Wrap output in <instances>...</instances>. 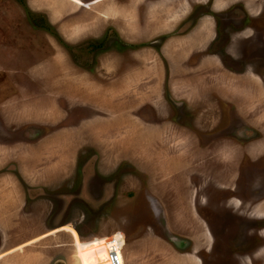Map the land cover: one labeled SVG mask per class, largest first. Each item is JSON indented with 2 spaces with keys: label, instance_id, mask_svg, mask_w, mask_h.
I'll use <instances>...</instances> for the list:
<instances>
[{
  "label": "rangeland",
  "instance_id": "rangeland-1",
  "mask_svg": "<svg viewBox=\"0 0 264 264\" xmlns=\"http://www.w3.org/2000/svg\"><path fill=\"white\" fill-rule=\"evenodd\" d=\"M88 1L0 0V146H34L27 171L18 162L30 185L0 177L7 185L0 187V220L14 222L0 258L108 264L106 235L116 234L124 236L128 264H209V202L218 197L209 186L231 184L243 166L264 168V88L229 74L219 84L230 90L222 102L209 87L207 49L188 47L178 57L167 48L171 64L161 54L166 40L200 45L192 40L202 26L188 29L207 15V0ZM260 3L209 0L218 35L209 53L232 71L264 68L256 26L264 14L249 18ZM140 5L147 9V39L160 34L163 43L129 66L125 46L110 50L115 36L108 26L125 25L122 34L130 37L138 19L131 7ZM118 10L125 22L117 21ZM202 55L187 77L175 71ZM170 72L183 87L196 78L181 100L169 96L163 81ZM8 163L3 169L15 170ZM68 224L73 231L61 230ZM23 256L32 260L20 262Z\"/></svg>",
  "mask_w": 264,
  "mask_h": 264
},
{
  "label": "flooded vegetation",
  "instance_id": "flooded-vegetation-1",
  "mask_svg": "<svg viewBox=\"0 0 264 264\" xmlns=\"http://www.w3.org/2000/svg\"><path fill=\"white\" fill-rule=\"evenodd\" d=\"M91 1L93 0H90L88 2ZM156 1L158 2L160 0H155L154 2ZM207 1V11L203 13L207 14L208 16L211 15L213 17L212 13L217 12H213V10L209 8V0ZM146 2H149V0H146ZM126 3L127 2L125 0L123 4ZM202 3L203 2L197 3L194 6L191 5L187 11V14L185 15V18H183L178 23V25L183 24L182 22L184 20L190 18L191 15H194L195 11L201 10L203 7ZM134 6L135 5L133 4V7ZM258 6L259 7L256 13L252 16H249V18H255V20L262 18L264 14V0H262V3L258 4ZM133 7H131L132 11L130 15L138 17V19L136 18L135 22H132V25L130 26V37H126L124 36V34H122L123 31L121 30V28H125V25L110 24L108 26L110 27L111 31L114 32L115 36V41L113 43V46L110 47V50H113L114 54H117V52H119V48L121 49V46H125L127 48V52H129V54H127L129 58V66L139 64V62H135L133 60V58L135 60L138 59L137 55L139 53H142L146 49H150L149 47L151 45H153V47L158 50L160 48V45L163 43V41L161 43H159L158 41V39L161 37L160 34L153 36L150 40L147 39V34L149 32L148 28L150 26L147 27L144 19V15L147 12L146 7H144V5L138 6L137 9H134ZM129 8L130 7L124 10H126V12L128 13ZM117 12L118 13H116V16H120L123 13L119 10ZM249 13L250 12H248V14ZM197 17L198 16L196 14L195 17L192 18L194 19V22L191 24V27L195 24ZM116 19L117 21L120 20L121 22L126 21V19H124L122 16ZM262 19L263 22L260 25L256 26L260 27V39L263 40L264 17ZM242 27L245 26L243 25ZM213 32L215 33V35L213 33L212 40L210 43H208V46L206 48L208 52L204 54L218 57L225 69H227L231 73H235L236 71L230 70V67H227V65L223 62L219 55H217L216 53H209L210 46H213L215 44V39L218 36L215 21L213 24ZM245 37H247V35ZM105 48L106 47H102V49ZM97 49L101 48L98 47ZM106 51L107 50L101 52V54L107 53ZM130 51H132L131 53H133V55L130 53ZM197 59L198 57H196L192 63H194ZM246 72H250L256 76L261 77V86L264 88V68L257 72L251 67V65H248L242 68V71H237L235 74L243 75ZM144 91H146V89H144L142 92ZM112 102L113 100L111 101V103ZM101 105L103 108H107L110 103L101 101V104L99 106ZM235 172L237 175L235 176L234 180L232 179L231 184H213L209 186L212 191L218 193V197L216 198V200H214L213 202H209V264H263L264 254H261L264 252V207H261L260 203L262 202V200H264V168H245L243 166L242 168L237 169ZM61 230L67 232V230L73 231L74 228L70 224H68L62 227ZM46 234L48 233H45V235ZM115 236V238L119 239L120 243L121 241L124 242L123 235L115 234ZM97 239H99V237H97ZM29 243L30 241L26 244ZM6 244L7 241L6 239H4L3 245L5 246ZM187 255L190 256L191 254Z\"/></svg>",
  "mask_w": 264,
  "mask_h": 264
},
{
  "label": "crops",
  "instance_id": "crops-1",
  "mask_svg": "<svg viewBox=\"0 0 264 264\" xmlns=\"http://www.w3.org/2000/svg\"><path fill=\"white\" fill-rule=\"evenodd\" d=\"M218 1H221V0H217V2ZM203 17L201 18L202 20L200 19L202 22L199 20V23H201V24L196 23L191 29H188L189 32H192L193 30H198V29L200 31V27L202 26V29L200 31L199 36L192 40V42L200 41V45H195V46L181 45V44L174 43L173 40H166V43L162 44V46H161L162 48H160L161 51H162L161 54L165 57V59H167L169 61V58L167 57V51H166L167 48H169L170 50L171 49L174 50V51H172L173 54H175L178 57L181 54V51L184 50V49H188V47H201L199 50H197V52H202V50L207 48L208 43L211 42L212 37H213V24H212V20H210L208 15L203 16ZM164 45H165V47L163 48ZM143 52H145L147 54L150 53L149 49L148 50L146 49ZM197 52H194L192 54V56L194 54H196ZM203 55H207V54H203ZM203 55H202V57L199 56L198 58L202 59L204 57ZM209 57L210 56H205V58H209ZM198 60L199 59H197L194 63H189L191 65H186V66L179 67V68L176 65V66H174L175 69H176L175 71L180 73V76L183 75V77L185 78V77H187V75H189V72L187 70H191V72H192L197 67H200L199 63H198ZM169 63H170V61H169ZM208 66L209 67L211 66V70H212V72H214V73H211L209 75V77L210 76L214 77V78L212 77V79L209 80V84H210L209 87L213 91V94L215 96L220 97L222 99V100L220 99L222 102H223V100L227 99L230 96V90H229V88H222L223 85H219V84H221L223 79L230 78L229 74L230 75H234V76H243L244 77V79H242L243 85H247V84L249 85V82H256V84L258 86L262 85L261 77L256 76L253 73L246 72V73H244L242 75V74H235V73L229 72L227 69H225L222 66L219 58L216 57V56H211V59L209 60ZM170 69H171V67L169 68V70ZM191 72H190V74H191ZM171 75L172 74L170 72V76L169 77L167 76V78L165 76L163 81H165L167 79V82H168V88L167 89H168V92H169V96L172 99H174V100H177V99L181 100L182 97H183V94L185 93V91L191 90L192 86L197 83L196 78L189 79V81L186 80V81H184V83L187 84L186 87L190 86L189 88H186L185 86L183 87L182 83L180 84L181 81L178 84H176V80H175V77H174V76H176V74L173 75V77ZM252 84L255 85L254 83H252ZM252 84H251V86H252ZM165 85H166V82H165ZM157 86H158L157 88H159L160 84H158ZM237 91H238V89H237ZM217 93H219V95H221V96H219ZM225 103L227 105L230 104V102L228 100H226ZM30 144L31 143H29V144L28 143L21 144L20 142H16L15 144L13 143L12 145L8 144V145L0 146V177H2V176L3 177L4 176L5 177H10L9 178L10 180L16 179V177H20L22 179L23 183L25 182L24 185L25 184H27V185L31 184V183H27V181H25V179H24V177H26V175H29V174H27V173L23 174L18 169V168H21L19 163H18L20 161L21 163H24L26 165V171H27V165H28L27 164V160L30 159V157L32 155V149L34 147V146L30 145ZM28 153H29V155H28ZM7 162H9L7 165H10V164L14 165L15 170L13 168H10V167L7 168V169H3V166ZM5 171H9V173H7ZM0 187L5 189L7 187V185H4V183H3V185L0 184ZM10 223L14 224V222H10V221L9 222H2L0 220V235L3 234L2 237L0 236L1 237V241L6 239V241L9 242V240H10L11 232H8V231H11V229L13 228V227L10 228ZM44 236H48V234H46V235L43 234L41 237H44ZM30 242H32V241H30ZM8 254L9 253L2 254V256L0 258V264H17L16 262H12V261L8 262V261L4 260V257H6ZM126 258L127 257L125 256L124 264H128ZM25 260L30 261L32 259L27 258V256L26 257L23 256L21 258L20 262H23ZM44 261L46 262V260H44ZM44 261H43L42 264H45ZM190 261H192V260L190 259ZM26 263H29V262H26Z\"/></svg>",
  "mask_w": 264,
  "mask_h": 264
},
{
  "label": "built area",
  "instance_id": "built-area-1",
  "mask_svg": "<svg viewBox=\"0 0 264 264\" xmlns=\"http://www.w3.org/2000/svg\"><path fill=\"white\" fill-rule=\"evenodd\" d=\"M106 241L104 245L109 253L107 259L108 264H124L125 255H124V246L121 245L118 238H115L114 234L106 235Z\"/></svg>",
  "mask_w": 264,
  "mask_h": 264
},
{
  "label": "bare ground",
  "instance_id": "bare-ground-1",
  "mask_svg": "<svg viewBox=\"0 0 264 264\" xmlns=\"http://www.w3.org/2000/svg\"><path fill=\"white\" fill-rule=\"evenodd\" d=\"M74 4H76V3H74Z\"/></svg>",
  "mask_w": 264,
  "mask_h": 264
},
{
  "label": "water",
  "instance_id": "water-1",
  "mask_svg": "<svg viewBox=\"0 0 264 264\" xmlns=\"http://www.w3.org/2000/svg\"><path fill=\"white\" fill-rule=\"evenodd\" d=\"M62 264V263H61Z\"/></svg>",
  "mask_w": 264,
  "mask_h": 264
}]
</instances>
